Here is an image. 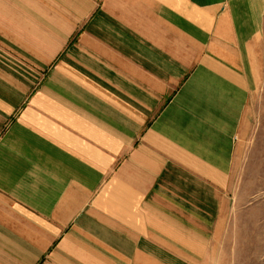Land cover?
Instances as JSON below:
<instances>
[{
	"label": "crops",
	"instance_id": "1",
	"mask_svg": "<svg viewBox=\"0 0 264 264\" xmlns=\"http://www.w3.org/2000/svg\"><path fill=\"white\" fill-rule=\"evenodd\" d=\"M262 10L0 0V264H204Z\"/></svg>",
	"mask_w": 264,
	"mask_h": 264
},
{
	"label": "rangeland",
	"instance_id": "2",
	"mask_svg": "<svg viewBox=\"0 0 264 264\" xmlns=\"http://www.w3.org/2000/svg\"><path fill=\"white\" fill-rule=\"evenodd\" d=\"M261 36V80L238 139L228 204L204 264H264V0Z\"/></svg>",
	"mask_w": 264,
	"mask_h": 264
}]
</instances>
